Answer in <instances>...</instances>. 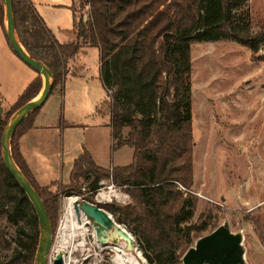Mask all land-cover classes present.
<instances>
[{
  "label": "trees",
  "instance_id": "trees-1",
  "mask_svg": "<svg viewBox=\"0 0 264 264\" xmlns=\"http://www.w3.org/2000/svg\"><path fill=\"white\" fill-rule=\"evenodd\" d=\"M247 2L79 0V10L86 9L83 14L73 1L70 9L76 39L61 43L30 0H11L20 45L54 76L50 94L58 86L62 90L67 63L82 45L97 47L112 149L123 145L133 149L130 163L111 167L97 165L84 149L73 161L69 183L60 191H52L58 181L39 185L19 150L18 140L31 127L40 107L27 114L12 135L10 151L14 163L41 198L51 225L58 214L61 194H80L78 179L90 181L91 193L101 180H108L129 199L124 204L98 206L131 228L149 264H182V255L192 246L194 236L210 225L209 217L202 220V216L198 222L180 225L192 215L190 45L230 40L255 54L264 42V31L253 32L249 15L240 12ZM0 27L13 51L6 35L2 0ZM41 87L42 77L36 72L9 106L6 117L0 116V245L5 246V220L17 225L22 249L11 253L12 263L34 264L39 226L29 199L4 164L1 139L11 114L34 99Z\"/></svg>",
  "mask_w": 264,
  "mask_h": 264
},
{
  "label": "rangeland",
  "instance_id": "rangeland-1",
  "mask_svg": "<svg viewBox=\"0 0 264 264\" xmlns=\"http://www.w3.org/2000/svg\"><path fill=\"white\" fill-rule=\"evenodd\" d=\"M67 2L69 4L71 0ZM75 2L78 12L84 14L86 9L79 10V0ZM240 12L249 15L253 32L264 31V0H248ZM4 25L6 27L5 11ZM190 58L194 143L192 215L180 225L198 222L199 216L202 220L209 217L210 225L194 236L192 246L212 229L226 225L231 233L241 236L240 264H264V42L255 54L230 40L194 42L190 45ZM74 61L78 65L74 57L69 62V75L78 77L67 75L63 89L60 91L58 86L41 108L45 114L43 121L58 127L56 141L61 149V157L55 161V176L48 172L40 180L56 179L58 184L51 187L52 191H60L64 189L62 185L69 183L59 182L68 180L67 159L79 151V147L87 149L103 143L101 161L106 163L102 164L105 166L125 165L132 160L129 146L110 148L109 125L106 116L99 115H107V98L99 79L97 49L87 47L78 53L79 63L88 68L86 78L79 76L85 71L83 66L76 67ZM5 103L3 100L2 105ZM8 108L0 109L1 117H6ZM70 123L83 127H70ZM105 123L107 126L102 125ZM106 138H109L107 153L104 152ZM14 140L16 142V138ZM89 182L78 179V195L61 194L58 214L52 224L48 264H52L58 251L68 255V264H113V252L106 246L111 244L110 241L103 244L105 246L100 245L91 235V225L86 224L83 238L69 239L63 225L61 211L66 197L89 199L97 205L124 204L129 199L128 194L108 180H101L99 187L91 193ZM100 194L104 197L99 198ZM112 217L118 222L116 216L112 214ZM119 224L132 235L141 251L144 260L137 259L138 264H149L131 228ZM2 225L5 246L0 245V264H19L10 259L15 249H21L17 225L5 220ZM66 238V247H62L61 242Z\"/></svg>",
  "mask_w": 264,
  "mask_h": 264
},
{
  "label": "water",
  "instance_id": "water-1",
  "mask_svg": "<svg viewBox=\"0 0 264 264\" xmlns=\"http://www.w3.org/2000/svg\"><path fill=\"white\" fill-rule=\"evenodd\" d=\"M5 11L6 35L16 56L27 66L39 73L43 79V85L38 98H34L23 104L8 120L4 127L1 139L2 157L4 164L11 175L29 199L39 226V240L35 252L34 264H48V253L52 242V225L44 204L29 180L19 170L12 159L10 140L23 118L32 110L39 108L48 98L54 83L51 70L40 60L31 57L20 45L15 29L11 0H2ZM75 213L78 219L81 215L86 219L87 225H91L95 231L97 241L105 243L108 232L114 228L115 220L112 214L95 203L85 199L75 198ZM118 223V222H117ZM120 235L133 244V237L128 231L120 230ZM240 241L238 233H231L226 225L218 226L211 232L201 236L193 246H190L182 255V264H240ZM52 264H64L63 252L58 251Z\"/></svg>",
  "mask_w": 264,
  "mask_h": 264
},
{
  "label": "crops",
  "instance_id": "crops-1",
  "mask_svg": "<svg viewBox=\"0 0 264 264\" xmlns=\"http://www.w3.org/2000/svg\"><path fill=\"white\" fill-rule=\"evenodd\" d=\"M32 5L35 7L38 14L43 19L46 27L52 32L53 36L61 43H67L69 41L76 39V34L72 26V10L70 5L75 0H71L68 4L67 0H30ZM93 47L88 45H82L79 51L69 59L67 63L68 73L70 74L69 62L75 57V60L78 62V65L74 61L76 67L83 66V71L79 75L81 78H86L88 68L85 65H82L78 61V53L81 52V49ZM97 49V47H94ZM98 51V49H97ZM99 65V63H98ZM84 73V75H82ZM66 75V76H67ZM36 76V72L27 66L22 60H20L16 54L10 49L4 33L0 27V109L2 107H9L28 83ZM71 77H78V75H69ZM65 82V81H64ZM101 82V81H100ZM64 84V83H63ZM102 85V83H101ZM103 87V86H102ZM57 88V87H56ZM55 88V89H56ZM54 89V90H55ZM63 89V87H62ZM104 89V88H103ZM53 90V91H54ZM106 96V93H105ZM38 95L35 97L37 98ZM3 100H6L5 105H2ZM44 104V103H43ZM42 104V105H43ZM42 106L36 113L33 123L29 129H27L19 138L18 145L19 150L24 158L28 168L30 169L33 177L36 182L41 185H48L56 179H47L46 181L41 182L42 177L50 172L53 176L56 174V165L55 161L58 157H61V149L58 148L56 141V131L58 127L56 125H49V122L43 121L45 119V114L41 110ZM106 116L107 123H109V115ZM107 123L102 124L107 126ZM70 127H83L81 124H69ZM109 132L111 135V129L109 126ZM51 128L53 130H51ZM106 128V127H105ZM110 142V148L112 149V137ZM109 138H106V145L104 152L107 153L108 141ZM103 143L100 146L88 147L85 149L83 146L79 147V151H76L74 154H70L68 157V180L66 182H60L66 184L69 181V174L73 165V161L77 158L83 150H87L94 162L102 167H111L114 164H109L105 166L106 163H103L102 149ZM128 146V145H123ZM122 147V146H120ZM119 147V148H120ZM130 147V146H129ZM131 148V147H130ZM132 149V148H131ZM133 154V149H132ZM131 154V159H132ZM105 164V165H102Z\"/></svg>",
  "mask_w": 264,
  "mask_h": 264
},
{
  "label": "bare ground",
  "instance_id": "bare-ground-1",
  "mask_svg": "<svg viewBox=\"0 0 264 264\" xmlns=\"http://www.w3.org/2000/svg\"><path fill=\"white\" fill-rule=\"evenodd\" d=\"M38 98V97H37ZM99 198H103L104 194L98 195ZM76 197L70 196L66 197L62 202V218L63 225L68 230V239L75 236H80L83 238L86 229V219L81 215V219H78V216L75 213L74 209V200ZM114 228L110 229L108 232V238L105 243H98L102 246L107 244L109 241L111 244L106 245L113 252L111 261L113 264H138L137 259L144 260L140 249L136 245L135 241L133 244H130L129 240L120 235V230H124V227L115 221ZM91 235L96 237L94 229H91ZM67 238L61 242V246L64 247L67 243ZM97 240V238H96ZM82 244V243H81ZM66 247V246H65ZM73 248V247H72ZM128 249V250H127ZM66 255V254H65ZM63 253V262L68 264V255L65 256ZM65 256V257H64Z\"/></svg>",
  "mask_w": 264,
  "mask_h": 264
}]
</instances>
